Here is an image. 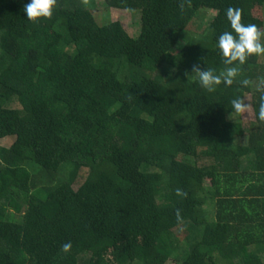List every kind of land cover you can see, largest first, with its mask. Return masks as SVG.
<instances>
[{
  "label": "trees",
  "instance_id": "obj_1",
  "mask_svg": "<svg viewBox=\"0 0 264 264\" xmlns=\"http://www.w3.org/2000/svg\"><path fill=\"white\" fill-rule=\"evenodd\" d=\"M26 3L0 0V264H264V55L211 93L193 72H223L229 7L264 34V0Z\"/></svg>",
  "mask_w": 264,
  "mask_h": 264
},
{
  "label": "clouds",
  "instance_id": "obj_2",
  "mask_svg": "<svg viewBox=\"0 0 264 264\" xmlns=\"http://www.w3.org/2000/svg\"><path fill=\"white\" fill-rule=\"evenodd\" d=\"M57 5V0H28L23 11L29 23L36 24L44 19L51 18ZM226 19L230 30L221 33L216 40V48L225 68L222 73L216 74L211 69L201 70L194 67L193 72L198 79L199 85L205 91L211 93L216 87L223 84L230 86L237 76L239 65H243L249 57L253 55H264V44L261 43L262 34L255 24H244L241 22V10L229 7L226 10ZM247 85L249 82H241ZM242 98L233 99L231 103V113H246L251 107ZM256 118L264 123V93L259 96L256 105ZM178 196L186 195L181 190H177ZM72 249V244L66 242L61 246V252L68 254Z\"/></svg>",
  "mask_w": 264,
  "mask_h": 264
},
{
  "label": "rangeland",
  "instance_id": "obj_3",
  "mask_svg": "<svg viewBox=\"0 0 264 264\" xmlns=\"http://www.w3.org/2000/svg\"><path fill=\"white\" fill-rule=\"evenodd\" d=\"M77 1L83 4V6H85L86 8L105 11L103 0H77ZM209 14H210V17L215 15L214 12H210ZM137 17L138 15L132 14L129 11L110 9L108 13L104 15L103 19H104L105 24H108L109 22H112V21H121L129 34H131L132 36H138L140 33V29H139V25L137 22ZM244 100H246L245 101L246 103L251 105V107L248 109L246 113H242V119L245 125H247L251 123L252 121H254L255 117H254L253 108H252L251 96L250 95L246 96ZM11 140L12 139H5L3 141H0V145L8 147L12 144ZM243 141H244L243 139L238 140V142L240 143H242ZM167 264H177V262L171 260Z\"/></svg>",
  "mask_w": 264,
  "mask_h": 264
}]
</instances>
